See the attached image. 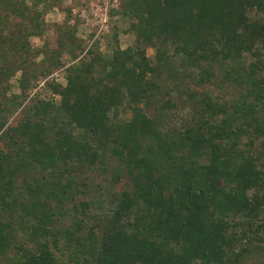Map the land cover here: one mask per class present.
Masks as SVG:
<instances>
[{
    "label": "trees",
    "instance_id": "obj_1",
    "mask_svg": "<svg viewBox=\"0 0 264 264\" xmlns=\"http://www.w3.org/2000/svg\"><path fill=\"white\" fill-rule=\"evenodd\" d=\"M121 11L135 44L109 59L89 49L65 85L50 84L59 103L27 105L31 81L65 65L75 28L65 46L34 51L43 13L0 0V264L264 260V0H126ZM218 72L240 86L237 100L181 87ZM175 93L194 103L170 126L166 110L186 107Z\"/></svg>",
    "mask_w": 264,
    "mask_h": 264
},
{
    "label": "rangeland",
    "instance_id": "obj_2",
    "mask_svg": "<svg viewBox=\"0 0 264 264\" xmlns=\"http://www.w3.org/2000/svg\"><path fill=\"white\" fill-rule=\"evenodd\" d=\"M126 0H25V5L32 10L35 9L43 13V20L46 25V31L43 36H31L29 42L34 51L42 50L46 43L50 47L56 48L59 45L58 39L64 40V46L68 43L69 38L68 28H75L74 36L75 42H71L70 49L66 47L62 51V59L65 62L64 66L56 67L50 70L37 80H32L26 89L25 104L31 105L34 98L39 96L43 99H54L55 102H60V96L54 94L51 85L60 83L66 84V66L70 64H79L84 54L89 49H95L101 53L105 59L112 57L117 47L126 48L135 44V35L129 30L131 18L122 13V5ZM10 26H14L20 21V18L12 17ZM59 28H57V27ZM63 38V39H62ZM72 46V47H71ZM263 51V50H262ZM156 49L153 47L147 48V55L154 60ZM74 54V55H73ZM77 55V56H76ZM76 56V57H75ZM86 57V55H85ZM250 53H245L243 61L249 65L254 60ZM44 54H40L35 60L36 71L39 73L44 70L46 63L44 61ZM32 71V70H31ZM41 73V72H40ZM223 74L218 72V75L213 77L211 82L206 84H195L191 78L184 80L181 87H187V92H195L196 101L203 93H208L217 100H237L239 96L240 86L235 81L220 80L219 76ZM22 72L19 70L8 79L9 94L20 93L19 79ZM167 73H163L162 81L164 86L170 85L172 87L173 81L167 80ZM217 77V78H216ZM51 84V85H50ZM186 94H174L176 101L181 104L185 101L186 107L177 114L176 110H166V122L171 126L180 124L182 116L185 111L191 109L193 105L191 100H187ZM187 101V103H186ZM195 101V102H196ZM133 114V106L124 104L120 108L119 119L129 121ZM14 118V117H13ZM11 119L13 121L14 119ZM259 145V142H258ZM114 161V159H112ZM100 172L97 174L98 180H101ZM108 177L112 174L111 171ZM258 260H252L250 264H264V260L258 256Z\"/></svg>",
    "mask_w": 264,
    "mask_h": 264
}]
</instances>
